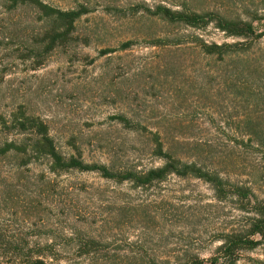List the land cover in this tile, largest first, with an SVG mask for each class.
I'll return each instance as SVG.
<instances>
[{"label": "rangeland", "instance_id": "rangeland-1", "mask_svg": "<svg viewBox=\"0 0 264 264\" xmlns=\"http://www.w3.org/2000/svg\"><path fill=\"white\" fill-rule=\"evenodd\" d=\"M46 1L62 8L88 2L91 11L77 24L78 40L57 48L34 68L19 54L21 42L37 27L35 15L24 10L9 17L0 9V112L25 104L49 123L62 152L78 148L87 162L115 168L161 165L151 154L146 132L113 118L124 113L161 131L164 139H177L182 155L194 152L197 143L210 155L203 158L208 168L253 183L264 195L262 152L242 145L238 136L244 115H264V98L245 96L254 87L264 91V85L252 81L246 87L231 58L207 56L192 41L151 43L179 32L210 42L236 38L212 24L205 30L173 26L145 9L171 0ZM241 1L194 0L200 8L244 16ZM129 40L134 42L130 48L100 55L101 49ZM248 55L264 60V37ZM17 166L16 158L0 159V237L11 243H52L48 264L209 258L220 244L214 235L237 226L240 219L234 201L219 202L213 187L195 177L172 175L143 189L97 172L56 175L43 161ZM94 237L103 242L99 250L94 244L84 248L81 242ZM25 255L5 253L0 264H28ZM237 264H264V243L243 251Z\"/></svg>", "mask_w": 264, "mask_h": 264}, {"label": "trees", "instance_id": "trees-1", "mask_svg": "<svg viewBox=\"0 0 264 264\" xmlns=\"http://www.w3.org/2000/svg\"><path fill=\"white\" fill-rule=\"evenodd\" d=\"M171 3L157 2L146 6V10L165 22L180 28L205 30L209 25L222 31L231 41H207L198 34L177 33L176 36L157 38L154 45H181L192 41L207 56H215L224 61L231 58L235 68L241 74L243 85L259 82L264 85V60L257 62L248 55L255 44L264 37V0L258 4L253 0H242L239 8L244 16H232L219 8H200L194 0H171ZM90 3H79L75 7L62 8L46 0H0L3 15L13 17L26 10L35 15L37 27L31 35L24 38L19 57L30 61L34 68L44 64L47 57L57 48H67L78 40L77 24L83 15L91 11ZM228 4L224 7L228 8ZM191 39V40H189ZM133 41L123 42L118 48H104L100 55L104 56L116 50H125L133 45ZM263 67V68H262ZM247 100L251 97L264 98L261 88H252ZM256 101V100H253ZM264 115H244L239 127V138L242 145H249L262 152L264 158ZM114 119L135 132H146L153 157L162 161L161 165L148 168L124 167L115 168L107 164L87 162L80 151L66 154L62 152L51 133L49 123L40 115L32 112L28 106L20 103L8 112H0V159L13 157L21 169L30 164L45 162L50 173L60 175L70 171L97 172L105 179L116 183H130L135 188L148 189L155 184L163 183L170 176L180 178L195 177L209 183L219 202L232 200L240 211L237 226L222 230L214 235L220 241L216 253L203 258L200 255H186L182 258H148L143 264H237L243 251L255 250L264 243V195H261L253 183L234 180L218 169H210L204 157L210 155L194 145V152H184L175 140L164 139L159 130H149L140 122H135L127 114L120 113ZM179 140V139H178ZM187 157L185 159L184 157ZM193 156L192 160H189ZM196 156V158H195ZM84 248L94 244V250L103 245L95 238L81 242ZM81 244L80 247H83ZM53 244L11 243L0 237V257L5 253L15 257L25 256L28 264H48ZM97 250V251H98ZM134 261L127 262L134 264ZM136 263V262H135Z\"/></svg>", "mask_w": 264, "mask_h": 264}]
</instances>
